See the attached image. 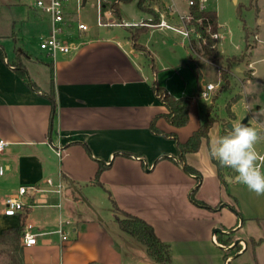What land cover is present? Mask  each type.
Listing matches in <instances>:
<instances>
[{
  "label": "crops",
  "instance_id": "obj_1",
  "mask_svg": "<svg viewBox=\"0 0 264 264\" xmlns=\"http://www.w3.org/2000/svg\"><path fill=\"white\" fill-rule=\"evenodd\" d=\"M154 1L144 0L145 9L150 10ZM133 2L137 6V0L124 4ZM176 3L186 11L182 0ZM119 5L113 17L129 25L123 27L129 28V36L99 33L100 28L114 27H98L97 20L84 36L78 37L70 27L65 40L71 51L54 58L46 52L50 62L42 66L45 71L39 72L40 64L21 49L13 47L9 59L0 45L4 53L0 58V139L9 144L0 155V166L5 169L0 176V234L17 228L22 220L32 226V233L41 234L32 247H24L22 238L17 247L9 246L19 254V260L12 264H155L145 246L119 229L112 207L115 225L100 216L94 200L96 192L89 187L103 190L110 203L109 192L120 211L147 222L169 246L171 264H264V196L238 186L237 174L223 166L226 186L221 185L214 163L217 160L210 156L212 131L217 139L232 127L227 128L216 114L211 116V106L201 113L197 103L206 85L191 98L186 126L175 128L160 117L166 108L153 93L154 82L175 98L187 96L159 83L150 61L151 72L139 59L142 50L132 39L137 27H131L151 14L142 16L143 11L137 7L139 14L130 10L122 16ZM31 10L34 18L46 19L49 24L44 14ZM153 30L147 28L146 32ZM154 31L180 37L171 31ZM217 43L216 60H207L216 66ZM194 52L190 48L191 61ZM17 53L30 86L11 66ZM149 53L145 55L152 57ZM50 66L56 100L52 120L47 96ZM235 70L242 86L256 77L255 72L245 77V71ZM240 97L237 95V100ZM229 114L232 119L233 113ZM207 116L214 119L208 140L201 141L197 152L184 156L185 163L198 175L188 174L178 160L171 136L185 142ZM154 119V127L162 134L150 130ZM52 147L62 148L60 158ZM48 179L54 186L61 183L60 194L47 185ZM20 187L27 188L23 200H28L30 207L24 214L4 216V199ZM192 191L194 199L210 209L191 201ZM59 226L66 241L54 233ZM236 241L239 243L234 245Z\"/></svg>",
  "mask_w": 264,
  "mask_h": 264
},
{
  "label": "rangeland",
  "instance_id": "obj_2",
  "mask_svg": "<svg viewBox=\"0 0 264 264\" xmlns=\"http://www.w3.org/2000/svg\"><path fill=\"white\" fill-rule=\"evenodd\" d=\"M119 3L117 2L118 5ZM134 3L121 2L119 13L125 16L132 10L139 14ZM75 4V1H71L69 12H74ZM31 8H33V0H0V45L9 59L12 56L13 47L23 50L35 64H40L38 70L42 72V70L45 71L42 66H47L46 63L50 62V59L46 56V52L39 48V43L41 38L48 35L49 31L46 32L49 24L46 19L34 18L35 15L32 13L34 11ZM207 8L216 12L220 26L217 66L196 52L193 53L194 59L191 61L188 43L170 32L160 33L154 30L146 32L138 37L137 44L146 47L147 52L151 53L148 52L152 55L156 80L158 78L159 83L169 85L178 94L181 91L182 95L193 98L205 85L210 83L214 85L209 101L199 99L197 103L201 113L205 114L211 106V116L216 114L226 123L227 128L228 125L232 127L246 119L248 126L262 134L256 150L259 154H264V0H235V2L234 0H208ZM79 12L80 20L91 30L96 21V1L86 0ZM146 14L143 12L141 15ZM128 29L114 27L100 28L98 31L102 34L111 32L119 36H129ZM246 34L249 35L247 41ZM140 52V61L150 69V57L143 51ZM243 53L244 60L228 72L227 77L229 76L230 79L222 83L219 70L224 66V60ZM235 68L245 71V77H251L254 72L256 77L253 80L250 79L248 83L244 82L242 86L237 76L239 73H235ZM237 95L241 97L232 104ZM228 103L232 104L231 112L234 115L232 119L227 115ZM257 108L260 109L257 110ZM211 140L212 143L216 140L214 131H212ZM238 184V186L243 185L239 182ZM89 188L92 192H96L94 200L99 208L100 216L115 225L106 193L97 187ZM84 204L88 209L85 202ZM18 260L19 254L16 251L5 243H0V264H12Z\"/></svg>",
  "mask_w": 264,
  "mask_h": 264
},
{
  "label": "trees",
  "instance_id": "obj_3",
  "mask_svg": "<svg viewBox=\"0 0 264 264\" xmlns=\"http://www.w3.org/2000/svg\"><path fill=\"white\" fill-rule=\"evenodd\" d=\"M118 2L122 3H130L134 0H117ZM144 0H137V7L149 14H153L151 10L145 9ZM114 11L118 10V4L115 3L112 5ZM191 13L196 19L202 20V25L200 27H197V29L201 32V38L198 42L192 43V48L196 53L201 54L203 58L206 60L215 61L216 60V40L212 39L209 34L206 33V28L210 29V33H214L218 31V20H217V14L213 10H208L206 12H198V9L192 8ZM134 28L135 27H131ZM147 31V28L140 27L136 28L133 32L132 39L135 42V47L139 48L140 50L144 51L146 55H148V52L144 50L143 47H140L137 45V39L138 37L145 33ZM248 45V44H247ZM246 45V49H247ZM0 58H4V53L2 51V48L0 47ZM245 56L244 53L237 55V56H231L227 57L225 59V65L224 68L220 71V76L222 81H227V74L231 69L236 65L240 64L244 60ZM150 65L153 70V59L150 57ZM11 66L14 68L15 72L19 77H21L27 84L30 86V82L28 81V78L25 73V69L23 64L20 61L19 54H16L15 61L11 64ZM153 93L155 96L162 102V104L166 108V113L161 114L160 117L164 118L167 122H169L173 127L175 128H182L186 126L189 122V106L191 102V98L188 97H180L175 98L172 95L168 94L167 91L156 84V82L153 83L152 86ZM48 99L51 106V120L55 116V109H56V100H55V88H54V74L53 69L50 66V89L48 93ZM237 100H233L232 103H234ZM231 104L228 103L226 106L227 113L232 116L230 112ZM156 119V118H155ZM155 119L150 123V130L153 133L156 134H162L159 132L154 126H155ZM214 123V119L207 116L205 121L200 124L197 130H195L191 136L183 143H180L175 135H172V139L175 142V146L178 152V160L181 162V165L183 167V170L188 174L198 175L191 167H189L185 163V155L188 153H195L199 150V147L201 145V141L208 140V133L210 128L212 127ZM226 132H223L221 136L226 135ZM167 136V135H165ZM169 137V135L167 136ZM216 168H217V174L218 179L221 183V185L226 186L225 177L222 174V166L219 164L218 161H214ZM102 169H99L95 176V183H98L99 175L101 173ZM109 200L111 203V207L114 212V220L119 226V229L129 236L135 238L140 244L145 246L146 251L150 258L154 261L155 264H171V255H170V248L155 235L153 228L144 220L137 218L135 216L126 214L122 211H120L115 204V202L112 200L111 195L109 192ZM191 201H193L196 205L205 207L207 209H210L209 206L205 205L204 203H201L194 199V191L190 194ZM234 210V208H233ZM24 221L22 220L20 225L17 228L9 229L6 231H3L0 234V243H5L6 245L10 247H17L19 244L20 239L23 237V229H24Z\"/></svg>",
  "mask_w": 264,
  "mask_h": 264
},
{
  "label": "built area",
  "instance_id": "obj_4",
  "mask_svg": "<svg viewBox=\"0 0 264 264\" xmlns=\"http://www.w3.org/2000/svg\"><path fill=\"white\" fill-rule=\"evenodd\" d=\"M71 1H75L74 12H69L68 8ZM97 11V26L98 27H129V25L121 20H117L113 17L114 9L113 4L117 3V0H95ZM186 5V11L182 12L178 5L177 0H155L153 5L150 6V10L153 12L149 18L139 24H135L134 27H146L154 30H166L171 31L181 38H183L190 48H192L193 42H199L201 38V32L197 29L202 25L201 19H196L191 13L192 8L198 9V12H206L208 0H182ZM86 0H33V9L44 14L50 24L49 34L41 39L39 48L51 58H54L57 54H67L71 51L70 46L66 42L67 30L70 27H74L77 36H84L89 30V26L80 20V9L85 5ZM206 33L216 41L220 39V35L217 32L210 33V29L206 28ZM214 90V85L207 84L204 90L201 91V98L209 100L211 92ZM9 144L3 139H0V155H2L8 148ZM55 155L60 158L62 154L61 147H52ZM264 156V154L260 155ZM258 164L263 170L264 161H258ZM5 172L3 166H0V176ZM48 186L55 187L57 194L61 193L62 185L58 183L54 186L51 179L47 180ZM35 188H31V192H34ZM28 190L25 187H20L15 194L7 196L3 201V215L6 217H15L20 214H24L26 209L30 207V202L24 201L23 198L27 196ZM68 225L69 222H65ZM32 226L24 223L22 244L24 247H32L36 245L37 237L41 234H35L31 232ZM57 234L61 241H66L67 237L61 226H59L54 232Z\"/></svg>",
  "mask_w": 264,
  "mask_h": 264
},
{
  "label": "clouds",
  "instance_id": "obj_5",
  "mask_svg": "<svg viewBox=\"0 0 264 264\" xmlns=\"http://www.w3.org/2000/svg\"><path fill=\"white\" fill-rule=\"evenodd\" d=\"M262 134L255 128L236 123L231 130L218 137L210 149V156L223 167L234 170L236 180L257 196H264V170L258 161L264 156L256 150Z\"/></svg>",
  "mask_w": 264,
  "mask_h": 264
},
{
  "label": "water",
  "instance_id": "obj_6",
  "mask_svg": "<svg viewBox=\"0 0 264 264\" xmlns=\"http://www.w3.org/2000/svg\"><path fill=\"white\" fill-rule=\"evenodd\" d=\"M241 123H243V124H245V125H248L246 119H244ZM229 128H231V126H229ZM263 170H264V165H263ZM218 232H220V231L218 230ZM238 243H239V242L236 241V242L234 243V245H236V244H238Z\"/></svg>",
  "mask_w": 264,
  "mask_h": 264
}]
</instances>
